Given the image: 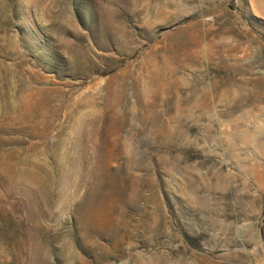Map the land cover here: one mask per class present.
<instances>
[{"label": "rangeland", "instance_id": "rangeland-1", "mask_svg": "<svg viewBox=\"0 0 264 264\" xmlns=\"http://www.w3.org/2000/svg\"><path fill=\"white\" fill-rule=\"evenodd\" d=\"M0 264H264V0H0Z\"/></svg>", "mask_w": 264, "mask_h": 264}]
</instances>
